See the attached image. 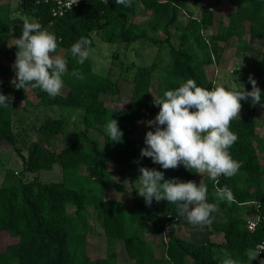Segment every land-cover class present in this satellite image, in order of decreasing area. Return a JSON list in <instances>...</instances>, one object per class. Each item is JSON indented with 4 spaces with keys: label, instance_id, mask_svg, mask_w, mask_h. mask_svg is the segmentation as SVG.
I'll return each mask as SVG.
<instances>
[{
    "label": "trees",
    "instance_id": "obj_1",
    "mask_svg": "<svg viewBox=\"0 0 264 264\" xmlns=\"http://www.w3.org/2000/svg\"><path fill=\"white\" fill-rule=\"evenodd\" d=\"M188 1L132 0V6L125 7L117 5L115 0H82L78 6L56 17L47 4L20 0L19 8L57 37V49L70 50L81 37L90 41V49L94 45L93 34L99 32L101 39L114 43L130 44L142 40L158 47L168 44L173 61L157 82L155 97L151 95V86L159 61L155 59L150 64L137 65L130 76L132 92L126 106L114 107L108 104L121 96L119 80L96 73L90 58L81 65L72 55H63L68 67V73L63 76L62 89L66 88V91L62 90L55 98L39 89H16L12 83L15 72L0 59V93L24 99L30 90L34 93L36 106L81 107L84 123V129L77 131L72 140L57 150L47 143L50 137L62 133L64 120L43 121L38 127L43 140L30 143L25 156L16 144L12 107L0 105V142H8L17 151L24 170L36 172L59 164L65 177L62 181H42L34 177L21 180L19 184L0 185V233L6 232L16 239L0 250V264H115L113 252L108 251L104 258L90 257L86 253L89 230L85 213L89 210L108 242L123 241L125 252L134 264H164L165 259L171 264H221L215 254L216 247L224 250L237 264H249L246 253L254 250L264 238V137L257 131V111L264 105V0H226L233 7L228 13L226 29L210 35L207 33L214 22V12L210 8H204L200 17L188 14L187 21H179L180 12H186ZM137 4H142L147 12V28L134 20ZM1 9L0 55L10 39L21 35L24 22L21 18H9L8 12ZM173 25L180 29L176 43L172 41ZM159 31L164 37L155 36ZM245 33H248L247 41L243 42L245 48L254 42L262 47L249 75L261 90V102L252 105L251 98L242 100L240 118L230 123V131L238 136L229 149L231 157L241 164L237 174L231 178L219 176L218 184L207 176L203 179L208 189L207 202L216 203L222 215L219 219L215 212L212 213L211 223L206 226L210 234L221 233L223 241L188 240L177 234L184 217L178 214L176 206L166 200L162 212L146 206L137 195L138 189L130 174L139 172L141 167L154 168L162 171L165 179L176 178L182 182H196L197 174L182 165L164 170L150 158L141 157L143 147L137 145L133 136L144 115L158 113L159 107L153 100L162 97L164 91L175 89L188 79L195 80L202 88H214L215 82L206 67L220 62L224 47L219 43L234 37L243 40ZM74 69L84 78L72 76ZM243 86L247 91L252 89L249 79ZM115 117L123 133L119 143L110 141L103 131V125ZM98 136H101L102 144ZM109 163L117 168L108 169ZM81 167L91 181L99 184L93 194L69 181ZM115 175L129 179L132 187L129 208L122 200L105 196L106 189L120 187ZM217 186H227L234 200L217 201L214 198ZM70 204L74 206L75 216L68 212ZM250 220L256 221L253 229L248 227ZM148 227L154 234L166 233L165 259L156 256L153 242L143 235L142 231ZM261 260H264V253L251 264H260Z\"/></svg>",
    "mask_w": 264,
    "mask_h": 264
},
{
    "label": "rangeland",
    "instance_id": "obj_2",
    "mask_svg": "<svg viewBox=\"0 0 264 264\" xmlns=\"http://www.w3.org/2000/svg\"><path fill=\"white\" fill-rule=\"evenodd\" d=\"M3 5L1 9L5 13L8 12L9 18L27 19L30 22H36V19L19 8L20 0H0ZM1 7V5H0ZM210 8L214 12V22L209 28L207 34H214L224 32L228 23V13L233 7L226 0H190L186 4V12L181 11L179 21L184 23L188 19V14L195 17H200L204 8ZM137 15L134 17L136 22H142L144 27H148L147 12L142 4H137ZM179 27L171 26L173 32L172 41L176 43V38L180 32ZM157 37H164L162 32H157ZM94 45L90 48L89 58L92 62L93 70L102 75L112 79L119 80L121 88V96L115 102H111L108 106L124 107L132 92V83L129 81L137 65L150 64L153 60L159 61L158 68L154 72V80L151 86V95L155 97L157 94V82H160L167 67L172 63L173 57L169 55V45L158 47L157 44L148 41H134L130 44L114 43L101 39L100 33H94ZM243 40L236 37L227 42L219 43L224 47L221 60L217 64H211L206 67L208 75L215 82L216 86H223L228 90H234L244 85L249 75L255 66L262 47L258 42L252 43L245 48L243 42L248 39V33H245ZM16 39H10L6 48L2 51L0 59L2 62L10 65L13 69L15 62L16 48L13 46ZM57 55L71 54L70 50L64 51L57 49ZM237 68V69H236ZM235 69V70H234ZM234 70V71H233ZM14 71V70H13ZM14 74V73H13ZM66 91V88L62 89ZM9 104L13 110V128L17 136V146L21 153L27 155V149L30 143L34 141H42L43 136L38 132L39 125L52 118H62L64 120L63 131L59 136L50 137L47 145L53 149L59 150L73 139L77 131L84 129L83 123V109L74 106H60V105H39L36 106V99L34 93L28 90L26 98L13 97ZM156 115H144L139 123V128L136 130L133 138L139 147H145L144 138L147 131H154L155 127H149L148 121L154 120ZM117 121V118H112ZM258 133L260 137H264V105L260 106L257 111ZM100 144H102L101 136H98ZM264 156V153H262ZM108 169H116L117 166L113 163L107 165ZM140 172H132L130 174L134 186L139 189V184L136 182ZM207 176H200L196 183H202V178ZM38 178L42 181H62L65 177L59 164H55L53 168L47 170H39L36 172H28L24 170V165L21 156L14 150L11 145L6 142H0V185L1 184H19V182ZM73 178L69 181L72 184L83 188L88 194H93L99 184L91 181L86 175L83 167L79 168L74 173ZM208 177V176H207ZM114 179L120 186L118 188L112 187L105 190V196L110 199L122 200L126 208L131 207L132 202V187L127 177L115 175ZM68 180V179H66ZM143 200L144 198L141 197ZM145 201V200H144ZM153 210L162 212L165 209V200L157 202L154 198L151 206ZM68 212L75 216V209L73 205H68ZM87 225L89 233L86 239V253L90 257L104 258L108 251L115 254V264H134V262L127 256L124 243L122 240H117L111 244L106 240L100 228L98 220L91 210L86 211ZM217 218L222 219L219 208L215 211ZM143 235L154 244L155 254L160 259H165L164 255V241L167 237L166 233L154 234L151 227L145 228L142 231ZM177 234L185 239L194 240L197 242H207L209 240L215 243L223 241L221 233L210 234L206 225H192L187 222L184 217ZM6 232L0 233V250L4 249L7 244L15 241ZM216 257L222 261L226 253L220 248H215ZM164 264H171L165 259ZM191 264V262L189 263Z\"/></svg>",
    "mask_w": 264,
    "mask_h": 264
},
{
    "label": "clouds",
    "instance_id": "obj_3",
    "mask_svg": "<svg viewBox=\"0 0 264 264\" xmlns=\"http://www.w3.org/2000/svg\"><path fill=\"white\" fill-rule=\"evenodd\" d=\"M77 0H72V4ZM117 5L132 6V0H115ZM70 5V7H71ZM90 41L81 37L71 46V54L78 64L89 58ZM17 50L12 81L16 89H39L50 98L61 94L63 76L68 73L67 60L57 55V37L44 30L38 22L25 19L21 35L13 45ZM237 69V68H236ZM235 70V69H234ZM233 70V71H234ZM71 75L83 79V75L73 70ZM251 91L242 85L239 89L228 90L223 86L205 89L193 79H188L179 87L166 90L162 97L153 100L159 107L154 120L148 121L154 131L145 133L144 145L140 156L150 158L164 170L183 166L186 170L204 176L218 184V177L231 178L237 174L241 164L234 160L229 149L238 136L230 131V123L240 118L241 101L251 98L252 105L261 102V90L256 80L249 76ZM14 99L0 93V105L9 107ZM103 131L112 142H122L123 133L115 119L103 125ZM136 182L139 184L137 195L143 197L146 206H151L153 198L159 202L166 200L176 206L178 214L185 217L192 225L211 223L212 213L217 211L216 203L207 202L206 184L194 181L182 182L176 178L165 179L164 173L154 168L141 167ZM217 201L234 200V195L227 187L217 186L214 191ZM259 250H250L249 264L256 259ZM221 264H237L231 256L225 255ZM264 264V260L260 261Z\"/></svg>",
    "mask_w": 264,
    "mask_h": 264
},
{
    "label": "built area",
    "instance_id": "obj_4",
    "mask_svg": "<svg viewBox=\"0 0 264 264\" xmlns=\"http://www.w3.org/2000/svg\"><path fill=\"white\" fill-rule=\"evenodd\" d=\"M36 3H42L47 4L51 8V12L53 16H62L65 14L68 10L72 9L73 7L78 6L82 0H77V3L72 4V0H32ZM100 2H107V0H97ZM71 5V7H70ZM256 225V221L250 220L248 221V227L249 229H253ZM261 248H264V238L256 244L254 247V250H259ZM264 253V251L260 252V254Z\"/></svg>",
    "mask_w": 264,
    "mask_h": 264
},
{
    "label": "crops",
    "instance_id": "obj_5",
    "mask_svg": "<svg viewBox=\"0 0 264 264\" xmlns=\"http://www.w3.org/2000/svg\"><path fill=\"white\" fill-rule=\"evenodd\" d=\"M0 5H1V8H3V5H2V4H0ZM197 179H198V177L196 178V180H197ZM203 179H204V178H202V183H203Z\"/></svg>",
    "mask_w": 264,
    "mask_h": 264
}]
</instances>
